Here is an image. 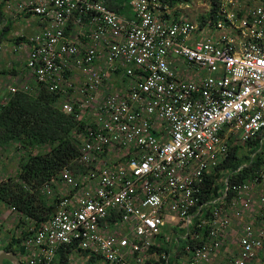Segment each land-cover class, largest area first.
<instances>
[{"label": "built area", "instance_id": "1", "mask_svg": "<svg viewBox=\"0 0 264 264\" xmlns=\"http://www.w3.org/2000/svg\"><path fill=\"white\" fill-rule=\"evenodd\" d=\"M192 1L128 0L131 18L105 0L14 1L15 16L42 29L17 36L27 75L8 95L38 84L84 122L73 133L81 167L41 186L56 209L21 238V264H55L65 246L95 264H172L181 247V264H211L233 232L228 264H250L264 248V190L255 193L264 187V0H210L194 20L174 15ZM258 135L250 180L225 177L219 196L203 201L229 143Z\"/></svg>", "mask_w": 264, "mask_h": 264}, {"label": "trees", "instance_id": "2", "mask_svg": "<svg viewBox=\"0 0 264 264\" xmlns=\"http://www.w3.org/2000/svg\"><path fill=\"white\" fill-rule=\"evenodd\" d=\"M105 1L110 9L117 13L128 8V0ZM186 1L189 0H162L171 8ZM3 20L4 13L1 7L0 25ZM10 31L9 21L0 29V43L3 40L18 43L24 39L20 37L8 39ZM9 96V99L0 105V147L9 144L23 155L15 175L0 178V205L3 204L8 209L14 208V212L20 218L17 227H20V224L24 227L20 232L21 237L11 235L5 244L0 245V250L15 253L20 257L17 246L21 238L24 239L38 230L56 209L57 200L44 197L40 192L41 186L53 177L59 181V174L65 167L75 168L74 170L81 167L77 164L78 142L73 137V133L80 130L84 122L77 120L75 113L64 114L60 109V96L38 84H35L32 94L17 92ZM259 140L260 135L242 144L229 143L228 158L205 182L203 201L209 202L219 196L221 179L225 177L229 176L230 184L250 180L261 162L258 155L251 158L257 152ZM204 213L207 218L209 210L205 209ZM30 227H32L31 232L27 230ZM154 249L158 252L165 250L163 247ZM76 251L88 258L89 264L99 260L88 257L85 251ZM176 252L172 264H181L179 259L185 258L187 253L183 247ZM72 253H74L73 246L61 248L55 264H68ZM145 264L160 263L147 261Z\"/></svg>", "mask_w": 264, "mask_h": 264}, {"label": "rangeland", "instance_id": "3", "mask_svg": "<svg viewBox=\"0 0 264 264\" xmlns=\"http://www.w3.org/2000/svg\"><path fill=\"white\" fill-rule=\"evenodd\" d=\"M8 2L7 8L9 11H6L5 9H2V12L4 13V20L2 24L0 25V29L7 24V22H11L13 19L12 17H19L15 16L14 10L12 8L13 1L12 0H6ZM208 2L210 0H193L192 1V6L189 9H184L181 7H176L174 10V15H178V13L183 14L182 18H189V19H196L198 18L197 16H200L204 14L205 11L209 9ZM6 3L3 1L2 3L0 2V8L3 7ZM9 6V7H8ZM11 19V20H10ZM24 19H20L18 21H12L11 22V31L9 32V35L11 38L14 36H19L21 33L25 36H31L34 33V30L32 29H26V22L23 21ZM22 23V25L20 24ZM16 35H13L15 34ZM3 43L5 41H2ZM8 45L7 43H5ZM4 44V45H5ZM16 54L12 52L11 50L8 52L7 50H4V48L0 49V72L3 70H7L8 64L12 63V61L16 58ZM18 57V56H17ZM19 58V57H18ZM17 58V59H18ZM0 85L3 81L6 83L8 80L7 76L4 74H0ZM5 76V78L3 77ZM7 86V85H6ZM117 88H121V86H116ZM5 85L0 87V92L5 91L4 90ZM22 152L16 150L13 146H8L6 149L0 151V173H4L6 176H14L18 165H19V160L22 158ZM261 190H264V187H257L255 189V193L258 194L261 192ZM19 215L13 214L12 212L9 211L8 208H6L3 204L0 205V241L1 244L6 243L11 235H16L20 236V232L22 230L23 225L20 224V227H17L19 225ZM248 221V217H244L242 220H237V219H232L231 220V226L232 228L238 230V227L244 225ZM239 223V226L237 224ZM18 224V225H17ZM237 235L233 232L231 236L227 238L228 243L231 245L230 250H229V257L233 255L232 251L237 245ZM87 259L83 255L79 253H74L69 256L68 259V264H87ZM228 259V258H227ZM4 264H8L5 262Z\"/></svg>", "mask_w": 264, "mask_h": 264}, {"label": "crops", "instance_id": "4", "mask_svg": "<svg viewBox=\"0 0 264 264\" xmlns=\"http://www.w3.org/2000/svg\"><path fill=\"white\" fill-rule=\"evenodd\" d=\"M12 1L14 2L15 0H12ZM2 9L3 10L5 9L6 11H9L8 8H7V5L5 7L3 6ZM120 14L125 16V17H127V18H131V16H132L131 15V11L128 8H125L122 12H120ZM12 18H13L12 20L10 19L11 22L12 21H18L20 19H24L23 21L26 22V26H25V27H27L26 29L34 30L33 34H35L36 32H38V31H40L42 29L41 24H39V22H38V20L36 18H24V17H17V18L16 17L15 18L12 17ZM201 18H203V17H201ZM20 24L22 25L21 22H20ZM21 34H23V33H21ZM13 35H16V33L13 34ZM14 37H16V36H14ZM14 37H12V38H14ZM7 38L11 40L10 36H7ZM5 43H7L8 45H6ZM14 45H15V43H12L11 41H9V42L5 41L4 43L1 42L0 43V49L4 48V50H7L8 52L10 50L12 52H14ZM16 55L19 58L16 56V58L12 61V63L8 64L7 70H3L2 72H0V74H4L8 78L7 79L8 81L6 83L2 79V82H1V85H0V87H2V85L3 86L5 85V88H4L5 91L0 92V105H3L5 103V101H7L9 99V97H10L8 95V92H7V87L13 86L15 84H16L17 87H19L22 84L21 82L26 79V75H27V70H26V66H25L26 57H25L24 54H21V55L16 54ZM3 77L5 78V76H3ZM31 85L33 87H35V84L34 85L31 84ZM8 146H9V144L0 147V151L6 149ZM5 176L6 175H4V173H2V174L0 173V178H5ZM255 215L256 216H255L254 222H256L255 225L258 226V224H259V222H260L262 217H261V214H258V213L257 214L255 213ZM251 220L253 221L252 218H251ZM232 231L233 230L230 228V232H232ZM230 247H231V245L228 243V241L224 242L223 247L221 248L220 252L217 254V256L215 257V259L213 260V262L211 264H228L230 262V260H232L236 256L237 251H238V246L235 245V247H234V249L232 251L233 255L229 257ZM0 251H3V250H0ZM16 256L18 257L17 254H16ZM18 259H19V257H18ZM6 262H8V261H6ZM250 264H264V248L259 252L257 258Z\"/></svg>", "mask_w": 264, "mask_h": 264}, {"label": "water", "instance_id": "5", "mask_svg": "<svg viewBox=\"0 0 264 264\" xmlns=\"http://www.w3.org/2000/svg\"><path fill=\"white\" fill-rule=\"evenodd\" d=\"M4 261H8L11 264H21L16 254L12 252L0 251V264H4Z\"/></svg>", "mask_w": 264, "mask_h": 264}]
</instances>
